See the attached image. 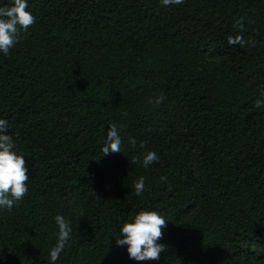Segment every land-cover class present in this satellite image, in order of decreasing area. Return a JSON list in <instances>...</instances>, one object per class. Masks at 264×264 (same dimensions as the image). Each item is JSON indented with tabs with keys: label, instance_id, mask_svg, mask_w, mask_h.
I'll return each instance as SVG.
<instances>
[{
	"label": "trees",
	"instance_id": "16d2710c",
	"mask_svg": "<svg viewBox=\"0 0 264 264\" xmlns=\"http://www.w3.org/2000/svg\"><path fill=\"white\" fill-rule=\"evenodd\" d=\"M27 3L35 23L0 53V119L29 177L0 209V264H52L56 215L72 233L55 264H264V0ZM110 124L121 153L104 156ZM145 151L159 160L129 163ZM141 210L169 221L159 260L116 245Z\"/></svg>",
	"mask_w": 264,
	"mask_h": 264
},
{
	"label": "clouds",
	"instance_id": "9594fccd",
	"mask_svg": "<svg viewBox=\"0 0 264 264\" xmlns=\"http://www.w3.org/2000/svg\"><path fill=\"white\" fill-rule=\"evenodd\" d=\"M163 6L178 5L183 0H161ZM27 0H11L9 5L0 6V53L7 55L9 50L19 41L20 33L26 32L36 18L27 10ZM228 42L241 43L240 36L229 37ZM262 99L255 101V107H264V92L260 93ZM163 96L157 99V104L163 101ZM8 122L0 119V209L11 211L28 193V174L25 157L14 150L13 139L7 134ZM106 140L101 149L104 156L110 153H121L122 140L119 129L115 124L108 125ZM135 145V139L130 140ZM143 147V145H141ZM159 157L155 151H145L142 157L133 156L130 164L142 163L144 167L157 162ZM165 180L166 177H161ZM137 195L144 188V177H140L134 185ZM58 226L55 246L50 249L49 257L52 264L60 258V254L71 239V221L62 215L54 217ZM169 221L157 211L141 210L130 222H124L119 229V236L115 238L117 246H126L127 255L136 261L159 260L160 255L167 251L166 245L160 244L164 229Z\"/></svg>",
	"mask_w": 264,
	"mask_h": 264
}]
</instances>
